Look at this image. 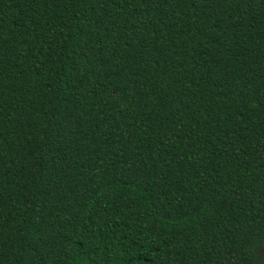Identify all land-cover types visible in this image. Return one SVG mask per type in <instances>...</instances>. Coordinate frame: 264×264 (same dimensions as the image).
I'll use <instances>...</instances> for the list:
<instances>
[{"label": "trees", "instance_id": "16d2710c", "mask_svg": "<svg viewBox=\"0 0 264 264\" xmlns=\"http://www.w3.org/2000/svg\"><path fill=\"white\" fill-rule=\"evenodd\" d=\"M264 0H0V264H264Z\"/></svg>", "mask_w": 264, "mask_h": 264}, {"label": "rangeland", "instance_id": "374dc122", "mask_svg": "<svg viewBox=\"0 0 264 264\" xmlns=\"http://www.w3.org/2000/svg\"><path fill=\"white\" fill-rule=\"evenodd\" d=\"M260 253H261L262 256H264V247L260 248Z\"/></svg>", "mask_w": 264, "mask_h": 264}]
</instances>
